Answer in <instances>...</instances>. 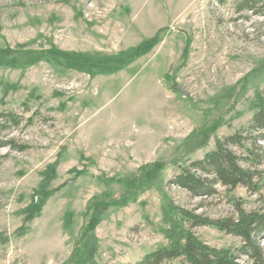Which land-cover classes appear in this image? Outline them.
Masks as SVG:
<instances>
[{"label": "rangeland", "instance_id": "rangeland-1", "mask_svg": "<svg viewBox=\"0 0 264 264\" xmlns=\"http://www.w3.org/2000/svg\"><path fill=\"white\" fill-rule=\"evenodd\" d=\"M241 1L0 0V113L23 119L4 136L28 147L0 150V264H68L93 197L129 201L91 233L97 264H136L168 246L169 222L182 220L170 203L211 219L234 216L236 203L264 210V185L256 194L218 186L203 200L169 184L247 128L264 91V9L240 12ZM121 55L137 59L117 74L87 67ZM6 84L18 89L4 94ZM55 163L48 190L56 192L25 224ZM193 232L248 262L240 238L212 227Z\"/></svg>", "mask_w": 264, "mask_h": 264}, {"label": "trees", "instance_id": "trees-1", "mask_svg": "<svg viewBox=\"0 0 264 264\" xmlns=\"http://www.w3.org/2000/svg\"><path fill=\"white\" fill-rule=\"evenodd\" d=\"M227 0H218L224 4ZM264 9V0H242L238 11L255 13ZM145 52H139L138 57ZM128 58L129 56L125 54ZM136 58V59H137ZM125 59L124 55L115 61L107 60L103 63L88 64L90 71L98 69L102 73L114 75L128 67L136 59ZM95 62L85 59L83 63ZM98 64V65H96ZM96 66V67H95ZM94 74V73H93ZM17 85H4V94L16 91ZM255 113L247 128L237 131L224 140H219L215 150L207 153L203 159L197 160L188 166L182 167L180 173L174 176L169 184L180 188L197 199H209L217 195V187L222 186L230 191L238 187H245L251 194L258 193L264 185V91H257L253 101ZM23 119L13 112L0 113V150L9 148L12 151L23 152L27 146L18 144L14 139H7L4 135L12 129L18 128ZM252 132L257 135L253 136ZM234 148L246 151L241 157ZM243 163L248 164V166ZM58 163L51 165L42 173L43 182L37 192V201L30 205L25 213L24 223L32 222L41 213L46 201L56 191L48 190L49 185L56 177ZM71 174L78 177L86 175V170L73 169ZM128 199H107L105 196L93 197L87 205L84 217H89L82 233V246L74 250L68 264H97L94 257L98 250L97 239L91 234L100 224L103 214L114 207H126ZM171 212L180 214L182 220L169 222L170 228L164 234L169 245L159 248L144 257L136 264H170L181 261L182 264H264V210L247 212L239 203L235 204L234 216L211 219L195 211H187L169 204ZM166 223L169 217H165ZM70 225V216L65 219V226ZM198 227H212L227 235L240 238L242 248L240 253L248 257V262H240L239 258L230 249H217L203 243L193 232ZM27 227L22 226L18 235L23 236Z\"/></svg>", "mask_w": 264, "mask_h": 264}]
</instances>
